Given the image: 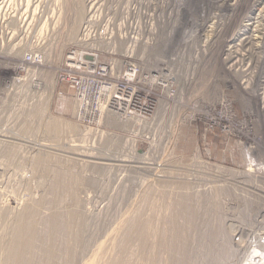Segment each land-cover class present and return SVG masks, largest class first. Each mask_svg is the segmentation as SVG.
<instances>
[{
    "label": "rangeland",
    "instance_id": "374dc122",
    "mask_svg": "<svg viewBox=\"0 0 264 264\" xmlns=\"http://www.w3.org/2000/svg\"><path fill=\"white\" fill-rule=\"evenodd\" d=\"M96 1L0 0V264H13L24 213L19 264H248L259 250L245 232L264 190L239 188L252 183L244 174L236 183L235 167L245 164L240 136L262 139L264 152V116L248 55L235 66V34L247 16L264 28V0L254 11ZM262 32L244 53L264 52ZM34 51L44 56L38 88L20 80ZM69 51L112 63V83L126 62L141 67L125 112L77 117L78 90L60 79ZM77 66L72 75L85 76ZM159 69L170 89L146 83ZM221 98L232 103V133L213 122L224 124Z\"/></svg>",
    "mask_w": 264,
    "mask_h": 264
},
{
    "label": "built area",
    "instance_id": "2783aa9c",
    "mask_svg": "<svg viewBox=\"0 0 264 264\" xmlns=\"http://www.w3.org/2000/svg\"><path fill=\"white\" fill-rule=\"evenodd\" d=\"M68 53L69 54L66 58V68L63 69L64 72L62 73L60 79L62 81H69L70 86L77 88L78 90L77 117L80 118L88 115L89 117L87 118L89 120L97 121L101 115V109L105 108L106 106L116 109L118 114L125 112L124 110L130 106L128 103L132 102L133 96L135 94L133 87L128 83L132 81V77L137 73L140 75L142 74L141 67L131 61L126 62L122 69L124 72H118L117 74L119 77L116 76L118 81L112 83L110 81V77L114 76L115 74L112 63H108V65L105 63H97L96 55L94 53L88 54L89 60L87 61H84L82 56L77 54L76 51H69ZM75 57L79 58L76 59ZM43 63L44 56L42 52L34 51L24 53L21 64L25 71L23 74L25 76L22 77L25 78L21 80H26L28 86H32V83L34 82V87L37 88L39 82L35 81L36 75H32V72L37 67V65H43ZM77 63L84 65L83 68L85 70L82 71L84 73L81 74H84L85 76L72 75L74 70L81 67L79 66L78 68ZM27 65H31V71L29 67H26ZM248 65L249 69L247 74L249 75V80H251L250 83L254 81L256 74L259 76L257 79V89L255 95L257 97L259 109L264 116V52L257 54L255 58L254 56L251 57ZM20 68L21 66H18V69ZM151 73L152 74L144 77L146 78L145 80L148 81L146 82L147 84H149L151 87L156 84L170 89L168 84L171 82V80H168V73H164L163 69L155 70ZM218 104L221 107V110L218 112V119L219 121H223L224 124L221 126L220 123H217L215 120L213 122L214 124L220 126L224 133H232L231 131H234V129H230L226 124L227 122L229 124L233 122V114L231 113L232 103L225 98H221ZM250 129L251 128L247 127L245 132H249ZM240 137L245 138V141L241 139L240 142H238L245 156V164L243 168L240 166L235 167V182L238 180L243 182V174L246 175L244 181H250L252 184L245 185V183H241L242 186L239 188L244 190L247 194H254L255 191L253 190L257 188L264 190V152L260 151V147H262V139L260 140L257 138V136L248 135ZM262 145L264 147V141L262 142ZM249 187L254 189L250 190ZM253 215L256 225L251 230L247 229L245 232L246 235L252 237L249 247L251 251L254 245V243L252 244L253 237L255 240L254 242L259 241L260 244H264V210L256 214V216L254 213ZM236 234L237 233H235V235ZM246 241H248V239H246ZM248 264H264V253H259L258 255L250 257Z\"/></svg>",
    "mask_w": 264,
    "mask_h": 264
},
{
    "label": "bare ground",
    "instance_id": "6f19581e",
    "mask_svg": "<svg viewBox=\"0 0 264 264\" xmlns=\"http://www.w3.org/2000/svg\"><path fill=\"white\" fill-rule=\"evenodd\" d=\"M212 0H153V1H140V2H137L136 0H122L121 1H117V6L118 5H125L126 7H146L148 9H151V10H168V9H181V10H184L186 11V9H190V8H216V9H230V10H241V9H246L248 11H254V9L258 8L260 6V4H262V0H218L217 2H211ZM94 2V1H93ZM98 2V0L96 1ZM97 4V3H96ZM125 7V8H126ZM112 8V7H111ZM261 9L264 10V4L261 6ZM117 10V9H116ZM261 11V10H260ZM78 16L80 17L79 18V21L83 20V16L84 14L82 12H79ZM187 16V15H186ZM82 18V19H81ZM190 18V17H189ZM247 19V23L246 24H242L241 25V28H239V30L237 31V33L235 34V36L238 35V37L235 38V40L237 41L238 40V43L235 44V66L236 65H239L241 64V62L244 61V59L247 57L248 55V58H246V60L248 59V61H250L249 59H251L252 56L256 55V54H259V52H250V54H246L244 53L245 50L247 48V46L250 47V45H254L253 44V40L256 39L255 36L253 33L254 32H259V33H263L262 30L264 31V28H262L261 31H259L258 29H255L257 26H253L255 24V21L256 19H258V17H251V16H247L246 17ZM172 19V18H171ZM249 21H252V22H249ZM254 28V30H253ZM148 33V32H147ZM239 34L241 35V37H239ZM245 35V36H244ZM243 36V37H242ZM254 36V37H252ZM132 37V36H131ZM134 37V36H133ZM113 38V37H112ZM135 38V37H134ZM258 38V37H257ZM115 39V36L114 38ZM117 39V38H116ZM130 39V38H129ZM128 39V40H129ZM136 39V38H135ZM232 40V39H231ZM255 41V40H254ZM257 42V41H256ZM255 42V44H257ZM258 45V44H257ZM231 47H234V44L231 46ZM256 47V46H255ZM254 47V48H255ZM261 47V46H260ZM238 48H241V49H238ZM253 48V46H252ZM258 48V46H257ZM263 48V47H262ZM245 49V50H244ZM260 49V48H259ZM248 50V49H247ZM256 50V49H255ZM41 52V51H40ZM249 52V51H248ZM233 53V52H232ZM261 53V52H260ZM43 54V53H42ZM231 55V54H230ZM21 60V59H20ZM245 62V61H244ZM19 63V61H18ZM247 63V62H246ZM17 66V64H16ZM249 66V65H248ZM246 68V65L245 67ZM30 69V68H29ZM237 69V67H236ZM240 70V69H239ZM244 70V69H243ZM241 74V73H240ZM36 75V74H35ZM13 76V75H12ZM22 77V76H21ZM23 78V77H22ZM19 79V77H18ZM21 80V79H20ZM37 81V80H36ZM38 82V81H37ZM33 86V85H32ZM31 86V87H32ZM33 88H35L33 86ZM38 88V87H37ZM74 95V94H73ZM77 100V99H76ZM78 103V102H77ZM77 103H76V107H77ZM110 109V108H109ZM108 109V110H109ZM113 109V108H112ZM76 110V109H75ZM106 110V107L104 110H101V111H105ZM112 111V110H111ZM110 111V112H111ZM104 113V112H103ZM112 113V112H111ZM116 114L117 111H116ZM119 116V115H117ZM102 118V116H100ZM99 117V118H100ZM100 121V120H98ZM106 122V121H105ZM97 163V162H96ZM99 164V163H98ZM101 164H107V163H101ZM8 211V210H6ZM25 214V215H24ZM23 215L21 214V219H22V222H21V227L20 228H17V232L14 234L15 237H14V240H13V243H12V247L9 249V253H10V261L13 263V264H19V249H20V245L26 241V235L24 234L25 233V229H26V221L28 219V216H26V213H24ZM19 219V220H21ZM19 222V221H18ZM18 226V225H17ZM30 231V230H29ZM145 236L144 232L141 233V238L143 239ZM76 239V238H75ZM78 241H71L70 245L73 246V244H77ZM256 247L258 248L259 250V253H264V244H260L259 241H256L255 242V246L253 245V248ZM70 255H68L67 257V262H73L74 261V258L75 257H72L71 254V248L69 246V249L67 251ZM257 252V251H256ZM253 253V251H252ZM254 255V254H253ZM252 255V256H253ZM251 257V256H250Z\"/></svg>",
    "mask_w": 264,
    "mask_h": 264
}]
</instances>
